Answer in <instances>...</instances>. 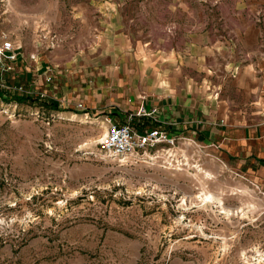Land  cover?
Listing matches in <instances>:
<instances>
[{
	"label": "rangeland",
	"instance_id": "rangeland-1",
	"mask_svg": "<svg viewBox=\"0 0 264 264\" xmlns=\"http://www.w3.org/2000/svg\"><path fill=\"white\" fill-rule=\"evenodd\" d=\"M82 1L0 0V39L25 53L0 72V264H264V173L188 138L148 156L102 153L108 119L65 82L82 54H48L46 42L69 40ZM114 1L129 30L172 43L226 0ZM202 192L220 202L201 203Z\"/></svg>",
	"mask_w": 264,
	"mask_h": 264
},
{
	"label": "crops",
	"instance_id": "crops-1",
	"mask_svg": "<svg viewBox=\"0 0 264 264\" xmlns=\"http://www.w3.org/2000/svg\"><path fill=\"white\" fill-rule=\"evenodd\" d=\"M124 5L114 0L76 3L74 23L80 27L66 42L53 34L46 41L55 48L48 54H82V66L63 69L71 74L65 82L72 97L79 96L92 116L102 114L117 123L144 108L153 115L135 116L136 131L159 129L192 139L248 172L263 174L264 0L220 2L213 18L201 12L190 23L195 29L174 32L172 43L167 42L172 34L165 41L129 30L135 20L125 18ZM96 11L99 15L91 17ZM29 54L37 60V52ZM45 63L41 60L37 70Z\"/></svg>",
	"mask_w": 264,
	"mask_h": 264
},
{
	"label": "built area",
	"instance_id": "built-area-1",
	"mask_svg": "<svg viewBox=\"0 0 264 264\" xmlns=\"http://www.w3.org/2000/svg\"><path fill=\"white\" fill-rule=\"evenodd\" d=\"M22 48L16 46L6 35L0 39V72L10 73L18 62ZM35 55L31 59L35 60ZM46 81H51V77H46ZM13 93L30 96L21 86L13 88L3 86ZM152 112L141 108L135 116L139 118H151ZM134 115L127 116L123 123L114 122L108 119V127L104 133L100 144L102 153L110 158H124L137 155L148 156L159 151H171L177 143V137H171L164 130L148 129L138 132L133 127Z\"/></svg>",
	"mask_w": 264,
	"mask_h": 264
},
{
	"label": "bare ground",
	"instance_id": "bare-ground-1",
	"mask_svg": "<svg viewBox=\"0 0 264 264\" xmlns=\"http://www.w3.org/2000/svg\"><path fill=\"white\" fill-rule=\"evenodd\" d=\"M120 97V96H119ZM104 133H105V129H104ZM121 161H124V160H121ZM205 176L208 177L209 174H206V172H204ZM199 200L201 203H205V202H209V203H212L214 202L215 200H217L216 198H214L213 195H211L210 193H206V192H202L200 195H199ZM217 202H220L219 200H217Z\"/></svg>",
	"mask_w": 264,
	"mask_h": 264
},
{
	"label": "trees",
	"instance_id": "trees-1",
	"mask_svg": "<svg viewBox=\"0 0 264 264\" xmlns=\"http://www.w3.org/2000/svg\"><path fill=\"white\" fill-rule=\"evenodd\" d=\"M4 96H2V95H0V98H3ZM4 99V98H3ZM22 100V98H20L18 101H21Z\"/></svg>",
	"mask_w": 264,
	"mask_h": 264
}]
</instances>
